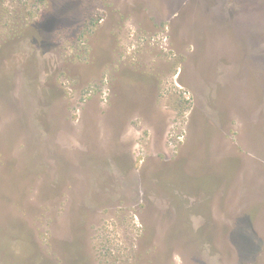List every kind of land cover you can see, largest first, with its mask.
Masks as SVG:
<instances>
[{
  "label": "rangeland",
  "instance_id": "obj_1",
  "mask_svg": "<svg viewBox=\"0 0 264 264\" xmlns=\"http://www.w3.org/2000/svg\"><path fill=\"white\" fill-rule=\"evenodd\" d=\"M0 264H264V0H0Z\"/></svg>",
  "mask_w": 264,
  "mask_h": 264
}]
</instances>
